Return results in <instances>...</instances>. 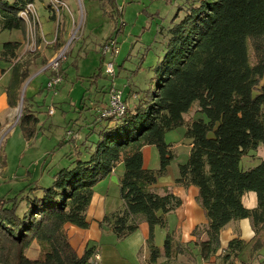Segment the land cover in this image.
Returning <instances> with one entry per match:
<instances>
[{"label":"trees","instance_id":"16d2710c","mask_svg":"<svg viewBox=\"0 0 264 264\" xmlns=\"http://www.w3.org/2000/svg\"><path fill=\"white\" fill-rule=\"evenodd\" d=\"M33 1L0 0V30L19 31L24 37L25 25L18 13ZM102 1L114 14L119 13L116 0ZM180 12L183 16L178 19ZM50 19L55 20L54 15ZM65 26V22L56 24L54 50L65 44ZM110 39L112 34L104 42ZM21 46V41L0 44V62L6 64L1 72L11 69L6 87L10 107L17 104L37 58L33 54V60L17 59ZM96 69L98 73L88 80L99 90L97 82L101 74L106 75L102 52ZM151 69L150 88L129 89L123 95L125 110L120 117L100 118L107 101L103 103V97L97 101L102 106L92 126L104 124L85 160L77 158L56 171L48 188H30L41 193L31 192L25 206L21 205L23 190L13 197H0V264H88L93 247L78 255L70 244L67 225L88 228L86 212L93 188L118 163L123 164L118 180L122 208L105 215L99 226L109 227L121 240L144 221L148 264L174 262L187 246L167 231L159 248L154 230L167 228L165 216L176 210L181 200L169 191L157 193L154 185L167 173L173 157L165 133L184 124L190 150L187 162L178 166L175 184L197 188L207 218L203 229L195 227L192 232L197 255L205 264H216L221 230L240 219L251 221L256 238L252 251L264 247V160L249 168L242 164L249 152L260 144L264 147V0H185L171 21L163 53ZM61 70L59 66L58 74ZM44 72L49 78L53 75L49 68ZM28 101L24 91L17 126L27 142L37 136L39 124ZM195 102L197 112L206 120L185 119ZM146 146L156 147L157 168L144 166L142 150ZM247 192L257 196L254 209L242 204ZM34 246L36 256L27 257L26 252ZM244 247L242 240L231 239L222 260L232 263Z\"/></svg>","mask_w":264,"mask_h":264},{"label":"rangeland","instance_id":"374dc122","mask_svg":"<svg viewBox=\"0 0 264 264\" xmlns=\"http://www.w3.org/2000/svg\"><path fill=\"white\" fill-rule=\"evenodd\" d=\"M184 1L116 0L119 13L114 14L108 3L104 5L102 0H62L64 5L61 7L57 5L53 7L54 10L49 7L47 0H34L39 24L41 27L44 26L43 32L41 27H36L34 46L30 45L31 42L26 38V34L22 39L19 31L0 32V44L23 40L17 58L20 61L33 60V54L37 56L30 67V78L22 85L27 97L39 85L45 86L46 79L49 80V77L43 70L51 69L49 64L54 62L53 59L56 56L59 57L60 53L62 57L59 60V66H62L59 74L61 82L53 91L45 88L35 98L39 107H42L36 114L39 118L37 136L27 142L21 137L19 127L12 128L10 131L4 129V132L0 134V165L5 156V167L3 173H0V197L6 198V195L13 197L23 190L20 197L23 200L21 205L25 206L32 195L31 192H34L30 191V188L35 186L48 188L51 185V176L56 171L69 166V162L77 158L81 160L87 158V152L90 148H94L93 143L97 141L98 131L104 124L101 121V124L92 126V120L102 106V102L99 104L97 101L103 97V102H106L107 91L110 88L121 91L122 96L129 89L142 91L150 88L154 76L151 67L161 57L168 39L171 21L177 13L178 6ZM50 14L54 15L55 23L58 20L59 25L61 22H65L66 25L65 44L59 50H54L52 47L54 40L47 42L48 39L45 40L42 36L45 35V24L49 25L47 28L50 29V37H47L52 39L55 34L56 24L50 19ZM182 16L183 13L180 12L178 19ZM111 34L117 43L118 52L115 56L106 53L104 65L107 62L112 63L114 76L101 74L97 82L99 90H96L95 85H91L88 78L98 73L96 67L99 65L100 48ZM38 71L43 72L32 77ZM100 88L101 90L103 88V91ZM24 91H21L18 97L15 123L18 122L17 115L22 108ZM50 108L53 109V115L47 114ZM197 108L195 102L185 115V119L206 120L203 114L197 112ZM92 127L93 130L89 131ZM165 143L170 146L173 157L167 173L157 178L158 187L172 186L178 177V166L187 162L190 139L186 136V124L166 132ZM143 153L144 166L157 168L159 159L156 147L146 146ZM252 155L254 159L249 163L251 167H254L264 160V147L260 144L256 151H252ZM242 164L245 167L247 163L242 160ZM26 173L30 175L25 177ZM114 175L116 176L117 172ZM23 178L26 179L23 180ZM113 189L114 197L117 198L118 189ZM169 190L171 189L163 188L159 194ZM40 193L39 189L34 192V194ZM115 240L116 245H111L113 243L105 239L98 244L100 253L102 251L103 254L107 250L114 253V260L109 259L105 264H124L122 260L127 261L128 264L140 262V254L129 255L123 248L122 243L125 245L126 239ZM105 244L111 246L104 247ZM162 245V242L158 243L159 248ZM36 252L37 248L34 246L26 252V255L34 258ZM183 257L181 261L187 263V256ZM162 261L161 258L159 262ZM170 264L178 263L174 261Z\"/></svg>","mask_w":264,"mask_h":264},{"label":"crops","instance_id":"0c3cea01","mask_svg":"<svg viewBox=\"0 0 264 264\" xmlns=\"http://www.w3.org/2000/svg\"><path fill=\"white\" fill-rule=\"evenodd\" d=\"M34 2V1H33ZM51 16V14H50ZM54 24V20H52ZM41 27V24H39ZM46 28L44 30L45 35L42 36L48 40L47 42H53L54 36L50 37V29L49 25L45 24ZM44 27V26H42ZM42 32H43V28ZM48 27V28H47ZM56 27V26H55ZM56 29V28H55ZM0 32H2L0 30ZM26 34V29L24 32V37ZM42 34V33H41ZM41 37V36H40ZM23 39V36H22ZM23 45V40L21 41ZM53 46V45H52ZM25 49V45L23 46ZM23 49V51H24ZM2 68H6V64L0 62V134L4 132V129L10 131L12 128L18 127L17 123H15V111L18 106L19 99L17 100V104L13 107H10L8 104V97L6 93V87L10 81L11 77V69L8 67L4 72H1ZM44 71V70H43ZM38 71L33 74L32 77L38 75V73L43 72ZM31 76V75H30ZM48 77V75H46ZM46 77V78H47ZM30 78V77H29ZM47 83V79H46ZM45 83V85H46ZM22 87L20 92L22 91ZM45 89V86L39 85L32 94L28 96L29 101L28 105L31 111L38 112L40 110L38 103L36 102V96L41 93V91ZM20 96V94H19ZM45 100V99H44ZM104 103V102H103ZM48 110V109H47ZM21 114V113H20ZM48 114V112H47ZM53 115V114H52ZM18 117V115H17ZM19 119V118H18ZM18 121V120H17ZM22 137V136H21ZM145 148H143L144 150ZM142 150V155L144 154ZM252 151L248 153L247 156L243 157V162L246 161L245 168L251 167V163H249L254 157L252 158ZM5 156L3 160H1V168L0 173H3V168L5 167ZM143 163H145V158L143 155ZM244 167V165H243ZM154 169V168H150ZM117 172V175L114 174ZM123 172V164L118 163L114 168L113 172L97 182L93 188V195L90 201V204L87 208L86 218L89 222V226L87 229H79L74 226L67 225V232L69 235V241L72 247L76 250L78 255H82L83 251L88 247H93L94 254L97 253L99 255L98 264H105L106 261L114 260L113 251H105L102 254L100 253V249L98 244L105 239L108 240L109 243H113L111 245H116L117 243L115 239V235L111 232L109 227L106 226H99V222L103 219L105 215L118 211L122 208V200L118 194V197H114V189H118L119 193V184L118 180L120 175ZM0 174V175H1ZM30 173H26L25 177H28ZM26 178H23V180ZM175 181V180H174ZM163 188L168 189L170 188L169 192L173 193L181 200V205L171 213H168L165 216L166 219V229H161L156 227L154 230V243L158 247V243H163L165 239V235L167 231H172L175 233L176 238L184 245L187 246L186 252L184 254H180L175 262L178 264H205L202 261L198 254V249L193 248V242L196 241V238L193 237L192 232L195 227H200L203 229L207 225V218L201 205L198 200V190L193 186L189 187H182L175 182L172 186L167 187H158V184L154 185V190L159 193L163 190ZM116 198V199H115ZM242 204L247 209H254L257 207V196L254 192H247L242 196ZM114 235V237H113ZM148 235V227L144 221H140L139 228L133 234L127 236L126 238L122 239L125 240L126 244L122 243L123 248L125 251L129 253V255H138L140 254V264H148V250L146 247V238ZM202 236V234H201ZM238 238L245 242V247L243 250L238 254L236 258L233 259L231 262L230 259L222 260L221 255L223 254L224 250L227 248L228 242L233 239ZM255 233L251 226V221L249 219H240L237 221H232L228 223L220 232L219 235V250L217 251L216 256V264H264V247L252 251L251 246L252 243L255 241ZM130 240V241H129ZM162 240V241H160ZM109 244H105L106 246H111ZM102 247V246H101ZM162 247V246H161ZM115 254H118L115 252ZM189 254V255H188ZM191 254V256H190ZM187 256V263L181 261L184 257ZM105 256V259H104ZM107 257V258H106ZM160 261V259H159ZM124 264H128L122 260ZM138 263V264H139Z\"/></svg>","mask_w":264,"mask_h":264},{"label":"built area","instance_id":"2783aa9c","mask_svg":"<svg viewBox=\"0 0 264 264\" xmlns=\"http://www.w3.org/2000/svg\"><path fill=\"white\" fill-rule=\"evenodd\" d=\"M47 1L49 3V7H51L52 9L57 5L58 7L64 5L63 2L60 0H47ZM18 17L22 19V21L24 22L26 28V38L31 42L30 45L34 46L36 39L35 31H36V27L39 26V19L34 7V2L27 3L24 6V8L18 13ZM58 22L59 21L57 20V23ZM55 38H56V30L54 34V40ZM101 52L103 55L109 53L110 56H115L118 52V48H117V43L114 41V39H110L104 42L101 46ZM60 57H61V53L59 54V57L56 56L54 58L55 60L53 59L54 62L49 64V67L51 68L50 70L53 71V75L49 78V80H47V83L45 85V88L49 91H53L57 87V85L61 82V77L58 74V68L60 62L59 60L62 58ZM104 71L106 75L114 76V69L111 62H107L104 65ZM124 110H125V105L123 103L122 92L117 89L110 88L108 92L107 106L100 111L99 113L100 118L116 119L124 113ZM48 114L49 115L53 114L52 108L48 110ZM98 261H99V255L95 253L89 260L88 264H98Z\"/></svg>","mask_w":264,"mask_h":264},{"label":"water","instance_id":"95a60500","mask_svg":"<svg viewBox=\"0 0 264 264\" xmlns=\"http://www.w3.org/2000/svg\"><path fill=\"white\" fill-rule=\"evenodd\" d=\"M24 90L22 89V92H23ZM21 103H22V101H21ZM20 113H21V109H20ZM20 113L18 114V117H17V119L19 118V116H20Z\"/></svg>","mask_w":264,"mask_h":264}]
</instances>
